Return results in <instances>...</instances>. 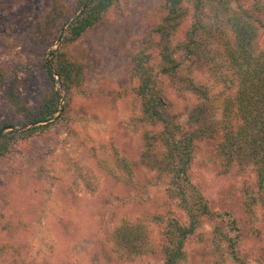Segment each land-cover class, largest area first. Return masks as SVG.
<instances>
[{"label":"rangeland","instance_id":"obj_1","mask_svg":"<svg viewBox=\"0 0 264 264\" xmlns=\"http://www.w3.org/2000/svg\"><path fill=\"white\" fill-rule=\"evenodd\" d=\"M54 1L0 0V72L5 75L0 80V122L7 124L2 132H13L15 137L32 127L29 120L51 89L45 70L49 53L33 41L32 26ZM240 1L249 6L250 0ZM161 2L121 0L88 30L71 49L83 67L84 86L71 94L66 107L65 93L56 81L52 90L61 97L60 110L48 122L56 124L25 142L16 138L0 160V244L12 246L9 257L19 264H163L159 252L129 263H107L100 246L105 234L125 217L156 214L161 219L154 228L157 234L169 218L186 223L178 202L166 198L167 181L139 166L141 129L133 113L135 85L128 79L129 54L159 17ZM261 36L264 43V31ZM208 44L210 58H216V44L212 39ZM211 60L217 66V58ZM180 62L184 73L190 72L195 83L209 90L207 105L220 118L227 72L216 69L211 74L183 58ZM159 82L169 113L181 123L189 122L198 104L194 94L167 77ZM194 143L192 183L212 212L228 209L237 220L242 235L238 252L246 264H264V226L246 224L241 208L244 188L255 182L253 172L234 167L222 174L211 145L199 139ZM96 155L111 161L126 158L132 163V175L124 173L122 180L108 177L96 165ZM212 227L205 221L197 229L201 236L187 240L183 264H232L209 247Z\"/></svg>","mask_w":264,"mask_h":264},{"label":"trees","instance_id":"obj_2","mask_svg":"<svg viewBox=\"0 0 264 264\" xmlns=\"http://www.w3.org/2000/svg\"><path fill=\"white\" fill-rule=\"evenodd\" d=\"M120 3L74 0L68 5L57 0L33 23V41L49 53L45 70L51 89L29 120L32 127L20 136L2 132L7 124L0 122V160L17 140L25 142L56 124L48 123L60 110L61 97L52 86L59 83L67 107L71 94L85 84L83 67L74 60L72 46ZM248 5L240 0H162L159 17L134 43L128 79L135 85L133 113L141 129L138 163L167 181L166 198L178 202L186 223L169 218L157 234L154 228L161 219L156 214L151 218L125 217L104 236L100 246L104 262L129 263L149 252H159L163 264H183L187 240L201 236L197 229L208 220L213 225L208 240L211 250L225 254L232 264H246L238 252L242 235L237 220L228 209L221 214L209 209L206 198L190 179V167L194 142L199 139L211 145L222 174L234 167L253 172L255 182L243 190L242 216L246 224L264 226V0H250ZM209 39L218 48L217 66L212 65L211 59L216 58H210ZM60 40V46L50 51ZM182 58L211 74H216V69L227 72L222 81L220 118L214 117L207 105L209 90L195 83L190 72L184 73ZM3 77L0 72L1 81ZM161 77L181 84L196 97L198 104L189 122L181 123L167 110ZM95 161L114 180H122L124 173L132 175V163L124 157L111 161L96 155ZM12 250L10 244H0V264H19L17 258L9 257Z\"/></svg>","mask_w":264,"mask_h":264},{"label":"water","instance_id":"obj_3","mask_svg":"<svg viewBox=\"0 0 264 264\" xmlns=\"http://www.w3.org/2000/svg\"><path fill=\"white\" fill-rule=\"evenodd\" d=\"M84 7H85V6H84ZM84 7H82V9H83ZM82 9H81V10H82ZM81 10H80V11H81ZM80 11H79V12H80ZM64 30H65V28H64Z\"/></svg>","mask_w":264,"mask_h":264}]
</instances>
